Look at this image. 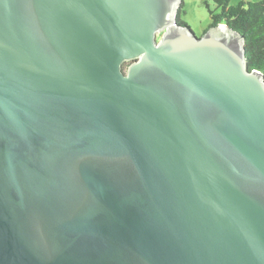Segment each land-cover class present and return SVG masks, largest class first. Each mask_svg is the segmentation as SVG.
Returning a JSON list of instances; mask_svg holds the SVG:
<instances>
[{"label": "water", "instance_id": "obj_1", "mask_svg": "<svg viewBox=\"0 0 264 264\" xmlns=\"http://www.w3.org/2000/svg\"><path fill=\"white\" fill-rule=\"evenodd\" d=\"M180 5L0 0V264H264V75Z\"/></svg>", "mask_w": 264, "mask_h": 264}, {"label": "trees", "instance_id": "obj_2", "mask_svg": "<svg viewBox=\"0 0 264 264\" xmlns=\"http://www.w3.org/2000/svg\"><path fill=\"white\" fill-rule=\"evenodd\" d=\"M214 1L216 9L211 12V28L227 24L239 33L245 39L249 69L258 70L264 75V0L259 3L243 1L235 7L230 6L231 0ZM178 23L188 27L184 23Z\"/></svg>", "mask_w": 264, "mask_h": 264}, {"label": "rangeland", "instance_id": "obj_3", "mask_svg": "<svg viewBox=\"0 0 264 264\" xmlns=\"http://www.w3.org/2000/svg\"><path fill=\"white\" fill-rule=\"evenodd\" d=\"M243 1L259 3L263 0H231L230 6H238ZM216 5L214 0H181L177 20L186 24L200 39L211 29L212 15ZM180 24V23H179ZM129 64L125 65L127 70Z\"/></svg>", "mask_w": 264, "mask_h": 264}]
</instances>
